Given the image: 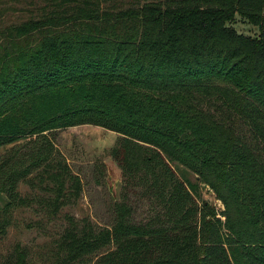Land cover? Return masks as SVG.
Returning a JSON list of instances; mask_svg holds the SVG:
<instances>
[{
	"label": "trees",
	"instance_id": "obj_1",
	"mask_svg": "<svg viewBox=\"0 0 264 264\" xmlns=\"http://www.w3.org/2000/svg\"><path fill=\"white\" fill-rule=\"evenodd\" d=\"M45 5L0 27V264H264V0ZM82 125L117 134L105 222L71 212ZM22 212L44 238L4 250Z\"/></svg>",
	"mask_w": 264,
	"mask_h": 264
},
{
	"label": "rangeland",
	"instance_id": "obj_2",
	"mask_svg": "<svg viewBox=\"0 0 264 264\" xmlns=\"http://www.w3.org/2000/svg\"><path fill=\"white\" fill-rule=\"evenodd\" d=\"M47 1L0 0V27L20 23L33 15L38 16L43 6L48 8V5H45ZM121 2L122 5H128L132 3V0H121ZM116 138L115 132L92 125L69 127L58 132L55 139L57 147L66 156L74 172L78 173L85 183L82 197L71 208L75 216L89 215L93 220L105 222L108 216L106 202L119 198L122 185L121 173L109 153ZM2 152L3 149H0V153ZM99 161L105 165L106 170L105 174L96 181L95 177L93 178V165ZM173 167L182 178L195 181L194 174L181 165H173ZM21 192L27 193L28 188L22 186ZM200 195L201 199L206 200L216 210L223 209L221 201L215 198L212 190L202 184ZM143 210H145L144 207L138 209L139 213ZM29 219V215L25 212L18 214L17 226L10 230L8 238L2 244L4 250L17 241H21L33 251L37 249V243L44 237L37 230L25 226Z\"/></svg>",
	"mask_w": 264,
	"mask_h": 264
}]
</instances>
